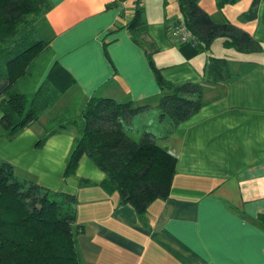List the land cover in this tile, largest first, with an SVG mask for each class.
<instances>
[{
	"label": "crops",
	"instance_id": "1",
	"mask_svg": "<svg viewBox=\"0 0 264 264\" xmlns=\"http://www.w3.org/2000/svg\"><path fill=\"white\" fill-rule=\"evenodd\" d=\"M45 1L48 9L34 22L37 38L47 44L37 86L53 66L59 70L57 83L59 78L71 83L39 113L45 119L55 112L61 120L40 145L50 130L46 119L11 139L0 129V160L11 165L13 174L43 178L55 160L62 163L59 158L74 142L69 135L62 138L64 131L82 126L81 111L90 97L146 105L137 116L156 112L162 91L148 61L169 84L203 86L199 110L156 141L175 158L174 174L167 198L153 201L143 215L105 189L103 173L86 156L72 176L61 178L60 190L76 198L73 237L79 261L264 264V1L255 18L243 22L238 17L251 0H196L214 23L228 22L259 42L262 56H241L232 49L235 57L228 56L219 44L222 50L191 58L183 56L167 31L169 21L179 18L176 0H137L143 23L139 34L125 28L136 0ZM208 56L228 61L231 77L224 83L202 81ZM6 86L2 78L0 97ZM73 98L75 108L69 109ZM73 116L74 125L58 127Z\"/></svg>",
	"mask_w": 264,
	"mask_h": 264
},
{
	"label": "trees",
	"instance_id": "2",
	"mask_svg": "<svg viewBox=\"0 0 264 264\" xmlns=\"http://www.w3.org/2000/svg\"><path fill=\"white\" fill-rule=\"evenodd\" d=\"M236 1L221 0L219 4ZM260 1L264 0H251L239 20L252 21ZM176 3L179 18L175 22L183 23L190 34L189 40L178 42L185 58L209 52L216 40L222 48L232 49L241 56H262L259 42L228 22L214 23L196 0H176ZM47 9L45 0H0V56L5 55L0 80H7L0 97V129L8 139L33 124L39 113L71 83L66 78H59L57 83L55 76L59 70L53 66L30 101L14 88L16 82L29 74L33 61L47 47L41 40L26 43L25 27H33V18L27 17L39 16ZM140 14L136 0L133 16L125 25L130 33L143 31ZM148 64L162 91L155 106V123L144 122L131 129L127 120L147 109L146 105L90 97L81 111L82 126L63 172L65 180L73 174L81 156H86L103 173L105 189L116 192L119 203L128 204L138 215H143L153 201L167 198L175 158L156 141L167 138L177 124L199 110L203 89L198 83L169 84L161 79L158 68L150 61ZM230 77L228 61L208 56L201 72L204 83L222 84ZM72 124L74 121L58 127ZM56 131L51 129L48 134ZM131 131L137 133V140L130 137ZM45 139L37 143L40 145ZM75 204L74 195L19 180L11 165L0 160V264H83L74 245ZM261 220L264 222V218Z\"/></svg>",
	"mask_w": 264,
	"mask_h": 264
},
{
	"label": "rangeland",
	"instance_id": "3",
	"mask_svg": "<svg viewBox=\"0 0 264 264\" xmlns=\"http://www.w3.org/2000/svg\"><path fill=\"white\" fill-rule=\"evenodd\" d=\"M202 1H203V3L209 4L211 0H202ZM219 1L220 0H217V3ZM241 1H243V0H238L236 2L239 3ZM32 18H33V27H29V28L25 27V28H27L26 29V33H27V35H26L27 42L26 43L27 44L31 43L34 40H39L37 38V33H36L37 27L34 28V22L36 20H38L39 17L38 16H34V17L28 16L27 17V19H29V20H31ZM169 24L172 25V20L169 21ZM218 43H219V40H216L215 43L211 46L210 51L214 52V50H222V48L219 46ZM228 50L229 51L226 55L235 57V53L233 51H231L230 49H228ZM228 58L230 59V57H228ZM46 60H47L46 56L43 53H40L35 58V60L33 61L32 66L29 69V74L26 77H24L23 79H21L20 81L16 82V84L14 85L15 90L16 91L18 90L19 91L18 93H20V94L22 93L23 96L25 97V99L27 100V102L30 101V99L32 98L34 92L36 91V89L38 87L37 85L39 82V77L41 75L43 66L46 63ZM4 61H5V55L3 54L0 56V69L1 70L3 69ZM73 99H69V109L75 108V105H76L75 100L76 99H74V100ZM155 115H156V112H153V109H152V110L144 113L143 115H139V116H142V118L137 116V115L132 116L131 118H129L127 120V122H129V123H126V124L128 127H129V125H131L130 126L131 129L138 127L144 121L148 125H153L155 123ZM39 116L40 115H38L37 119L41 120V122H44V120L46 119L45 124H47V128H49L50 130L52 128L56 129V125L60 124V122H61V120L58 118V116L56 115L55 112L50 113L48 115L49 117H47L45 119H43V116H40V118H39ZM72 120H74V121L76 120L75 116H73V118L70 119V121H72ZM72 125H74V124H72ZM80 127H81V124L80 125L78 124V129H76L74 126H72V128L68 129L67 131H64V136L62 138L65 139L66 137L70 136L71 138L74 137V141H75V139L78 136V130ZM50 130H48V131H50ZM128 133H129L130 137H132L133 139H135V140L138 139L136 132L131 131ZM48 136H50V134H48V132H46L43 134V136H41L40 139L48 138ZM73 146H74V142L70 145V148L65 153L64 157L62 154H60L62 156L59 159H62V163L58 160H55L53 163L51 162L52 164L47 169V174H45L47 177H45L41 174L43 176V178L40 176H37V177L34 176L33 180H31V177L28 174H22L21 172H15L14 176L17 177L19 180L26 179V180L33 181L34 183H38L41 185V187L46 188L49 191L61 193L62 191L60 190V187H61L60 186V180H61V178H62V180H64L63 179V172H64V168H65V163H66L68 154L71 151V149L73 148ZM74 173H75V170H74L73 174ZM72 175H70V176H72ZM70 176H68V177H70Z\"/></svg>",
	"mask_w": 264,
	"mask_h": 264
},
{
	"label": "built area",
	"instance_id": "4",
	"mask_svg": "<svg viewBox=\"0 0 264 264\" xmlns=\"http://www.w3.org/2000/svg\"><path fill=\"white\" fill-rule=\"evenodd\" d=\"M169 36L178 42H185L190 39V34L181 22H175L168 29Z\"/></svg>",
	"mask_w": 264,
	"mask_h": 264
}]
</instances>
